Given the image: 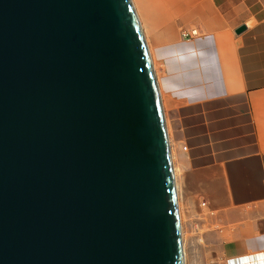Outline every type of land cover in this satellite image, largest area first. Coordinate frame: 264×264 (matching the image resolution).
<instances>
[{
	"label": "water",
	"instance_id": "obj_1",
	"mask_svg": "<svg viewBox=\"0 0 264 264\" xmlns=\"http://www.w3.org/2000/svg\"><path fill=\"white\" fill-rule=\"evenodd\" d=\"M0 264H184L131 0H0Z\"/></svg>",
	"mask_w": 264,
	"mask_h": 264
},
{
	"label": "crops",
	"instance_id": "obj_2",
	"mask_svg": "<svg viewBox=\"0 0 264 264\" xmlns=\"http://www.w3.org/2000/svg\"><path fill=\"white\" fill-rule=\"evenodd\" d=\"M152 2L151 18L143 17L137 1L136 14L151 60L166 63L176 78L169 85L160 75L164 93L188 81V92L175 89L174 95L203 99L199 109L181 106L184 128L208 136L201 144L191 140L197 133L174 135L169 145L180 225L199 216L205 202V215L220 226L214 261L264 260V0ZM241 25L245 29L236 33ZM182 29L199 33L183 39Z\"/></svg>",
	"mask_w": 264,
	"mask_h": 264
},
{
	"label": "rangeland",
	"instance_id": "obj_3",
	"mask_svg": "<svg viewBox=\"0 0 264 264\" xmlns=\"http://www.w3.org/2000/svg\"><path fill=\"white\" fill-rule=\"evenodd\" d=\"M132 4L134 6L135 12L137 11L135 2L139 4V8L143 14L144 18H151L149 16V13L152 12L155 5L153 4L152 0H131ZM139 19V18H138ZM190 30L182 29L181 30V37L183 39H191L198 35V31L196 34H188L183 35V32H189ZM151 59V58H150ZM171 60L170 57H164L163 61ZM153 70L156 77L157 87L159 91V97L161 101V106L163 110V116L165 120V126L167 131V137L169 141V145L172 143V138L175 135L176 137L181 136L182 134L192 135V134H199L200 136L198 139H191V140H200L201 144L204 143V140L208 138V136L205 137V130L202 129H187L184 128V126L187 124V121L185 123L184 115H186L187 108L189 106H192V108L197 107L202 108V99L199 97H179L174 95L173 92H176V90H182L183 92H188L189 90V82H184V84L180 87H173L168 86V92L169 94L164 93V84L161 82L160 75L164 73V77L167 76V84L173 85L176 83V78L171 73L170 66H167L165 63V66L163 64H156L154 60H151ZM170 71V73H169ZM194 84L190 85V88H193ZM172 92V94H171ZM194 92V91H192ZM188 101H196L194 104L189 103ZM184 109V111L181 109ZM199 106V107H198ZM183 111V112H182ZM212 138V137H210ZM209 138V139H210ZM208 139V140H209ZM184 145L181 147V151L184 154H187L189 151V145H188V151L186 149H182ZM203 148L204 146L201 145ZM208 151H210V145L206 146ZM210 157V156H208ZM209 158H207L208 160ZM201 201H199L200 203ZM204 207L198 206V211H200L199 216H189L187 221L184 225L181 226V242L183 247V256H184V264H220L217 261H214L216 258H213V256H210L211 253H213L214 248H218L219 243V230L220 226L219 223L215 220L213 215H205V209ZM205 234H207V238L205 239ZM212 260V261H210Z\"/></svg>",
	"mask_w": 264,
	"mask_h": 264
},
{
	"label": "built area",
	"instance_id": "obj_4",
	"mask_svg": "<svg viewBox=\"0 0 264 264\" xmlns=\"http://www.w3.org/2000/svg\"><path fill=\"white\" fill-rule=\"evenodd\" d=\"M196 34L197 33V30L196 29H191L188 33L187 32H183V35L185 36V35H188V34ZM183 149H186V146L184 145L183 146ZM201 205L202 206H204L205 205V202H201ZM256 255H258L259 256V254L257 253ZM245 258H247V260L248 259H250V255H246V256H244ZM244 258V259H245ZM237 259H239V258H235V259H233V258H229V259H227L226 261H227V264H232V263H234V261L235 260H237ZM241 259H243L242 257H241ZM238 261V260H237ZM245 264H264V260L262 259H260V260H258V261H255V260H251V261H247V263H245Z\"/></svg>",
	"mask_w": 264,
	"mask_h": 264
}]
</instances>
